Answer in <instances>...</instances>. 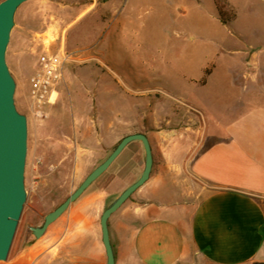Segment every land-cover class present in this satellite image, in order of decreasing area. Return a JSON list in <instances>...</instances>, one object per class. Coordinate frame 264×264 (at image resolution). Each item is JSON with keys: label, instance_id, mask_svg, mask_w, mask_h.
I'll use <instances>...</instances> for the list:
<instances>
[{"label": "rangeland", "instance_id": "1", "mask_svg": "<svg viewBox=\"0 0 264 264\" xmlns=\"http://www.w3.org/2000/svg\"><path fill=\"white\" fill-rule=\"evenodd\" d=\"M226 1L236 15L226 25L229 33L238 35L235 41L225 33L218 35L217 22L225 25L218 18L213 0H51L47 4L30 0L19 8L6 62L16 83V108L27 117V200L11 251L22 242L28 245L50 240L62 249L57 262L72 261L69 250L78 244V254L93 257L94 238L85 227L92 219L97 230L104 206L140 176L144 153L141 151L131 160L133 152L142 146L138 141L129 143L40 238L35 239L29 228L40 226L43 216L106 158L122 137L136 133L141 118L143 131H148L149 119L145 117L151 100L164 106L168 102L173 121L166 124L164 118H159L158 130L173 131L174 142L186 151L195 149L199 140L203 112L196 103L215 113L236 114V97L233 92L230 97L225 84L229 83L226 79L240 72L241 66L229 63L233 57L229 47L242 50L252 43L255 51L261 52L259 79L264 82V0H231L236 6ZM214 46L217 51L222 50V64L229 70L217 74L219 85H209L201 94L193 88L203 86L213 70L215 64L210 61L209 52ZM61 48L69 61L55 86L54 101L37 114L30 98L29 80L39 54ZM207 62L199 79H185L195 76ZM45 131L55 133L48 142L61 141L54 149L43 148ZM150 146L153 165L165 162L156 139ZM162 146L171 148L172 141H162ZM64 156L69 159L63 170L50 166ZM104 180L105 191H101ZM138 190L120 210L132 205ZM71 215H80L84 220L70 223ZM81 231L83 235L78 237Z\"/></svg>", "mask_w": 264, "mask_h": 264}, {"label": "crops", "instance_id": "2", "mask_svg": "<svg viewBox=\"0 0 264 264\" xmlns=\"http://www.w3.org/2000/svg\"><path fill=\"white\" fill-rule=\"evenodd\" d=\"M41 1L47 4L51 0ZM217 24L218 35L225 33L235 41L236 33L232 35L226 26ZM238 49L228 48L233 56L229 63H239L241 68L237 75L232 72L233 78L226 79L229 83L225 87L230 97L233 92L239 110L225 115L196 103L203 113L195 149L186 151L175 143L173 131L158 130L159 118H164L166 124L173 121L168 102L164 106L151 100L145 117L149 119L148 131H143L142 118L137 121V132L145 134L150 145L156 139L165 162L152 165L132 205L119 208L108 219L115 264L264 263V82L259 79L258 68L261 52L257 53L252 43ZM219 51L214 46L209 52L215 66L205 84L193 88L201 94L209 85H219L217 74L229 70L222 64L225 61ZM208 62L195 76L185 79H199ZM162 141H172L171 148H164ZM72 220L82 222L84 217L71 215L70 223ZM93 221L85 227L94 238L93 257L78 254V244L69 250L72 261L57 262L62 249L50 240H40L28 245L19 243L0 264H106L100 226L96 230ZM82 235L83 231L77 234Z\"/></svg>", "mask_w": 264, "mask_h": 264}, {"label": "water", "instance_id": "3", "mask_svg": "<svg viewBox=\"0 0 264 264\" xmlns=\"http://www.w3.org/2000/svg\"><path fill=\"white\" fill-rule=\"evenodd\" d=\"M29 0L0 1V262L7 260L17 227L27 200L24 172L27 156V117L18 112L14 95L16 83L6 62L7 48L11 32L15 26L18 9ZM138 141L144 150L143 169L132 184L101 213L99 226L101 243L104 248L106 264H115L109 240L108 219L128 198L149 178L153 165L150 143L144 134L124 136L108 157L99 164L83 182L59 206L47 213L40 226L30 227L35 239L40 238L47 228L55 222L81 194L101 176L123 149L131 142Z\"/></svg>", "mask_w": 264, "mask_h": 264}, {"label": "built area", "instance_id": "4", "mask_svg": "<svg viewBox=\"0 0 264 264\" xmlns=\"http://www.w3.org/2000/svg\"><path fill=\"white\" fill-rule=\"evenodd\" d=\"M68 61L69 56L62 48L57 52L43 51L39 54L36 70L29 80L30 98L37 114L42 112L45 105L54 101L55 86Z\"/></svg>", "mask_w": 264, "mask_h": 264}, {"label": "flooded vegetation", "instance_id": "5", "mask_svg": "<svg viewBox=\"0 0 264 264\" xmlns=\"http://www.w3.org/2000/svg\"><path fill=\"white\" fill-rule=\"evenodd\" d=\"M136 133H141V132H136ZM136 133H133V134H136ZM44 134L46 135V137L43 138V141H44L43 148H46V151H47L48 149H51V148L54 149L55 144L61 143V141H59V140H55L53 143L47 141L48 139H49V140L54 139V137H55L54 134H55V133H53L52 131H45ZM141 134H143V133H141ZM144 135H145V134H144ZM145 136H146V135H145ZM147 139H148V138H147ZM148 141H149V140H148ZM118 143H119V142H118ZM118 143H117V144H118ZM139 143H140V142H139ZM149 143H150V142H149ZM117 144H116V145H117ZM115 147H116V146H115ZM115 147H114V148H115ZM140 147H141V148L138 147V148L133 152L132 157H131V160H133L134 158H137V157L140 155L141 151L144 153L143 147H142V146H140ZM112 151H113V150H112ZM112 151H111V152H112ZM111 152H110V153H111ZM107 157H108V156H107ZM107 157H106V158H107ZM48 158H49V157H48ZM106 158H104V159H103L102 161H100L96 166H94L90 171H88L76 186H74V185L72 186V185H71V186H72V188H71L72 190L68 193V195H67V196H66V197H65V198H64L59 204L55 205L53 209H55V208H56L57 206H59V205L65 200V199H67L68 196H69L71 193H73L74 190H75V189H76V188H77V187L83 182V180L89 175V173H90L92 170H94L99 164H101ZM68 159H69L68 156L61 157V158L57 159V161L55 162L54 165H50V166H52L54 169L63 170V169L66 167V161H67ZM45 160L47 161L48 159L45 158ZM45 160H44V162H45ZM45 164H46V162H45ZM75 166H76V163H75ZM104 173H105V172H104ZM104 173H103V174H104ZM103 174H102V175H103ZM102 175H101V176H102ZM44 176L46 177L47 174H45ZM99 177H100V176H99ZM99 177H98V178H99ZM98 178H97V179H98ZM97 179H96V180H97ZM96 180H95V181H96ZM95 181H94V182H95ZM94 182H93V183H94ZM93 183H92V184H93ZM92 184H91V185H92ZM45 185H47V183H45ZM91 185H90V186H91ZM90 186H89V187H90ZM89 187H88V188H89ZM88 188H87V189H88ZM87 189H86V190H87ZM86 190H85V191H86ZM99 190H101V191H105V180L103 181V183H102L101 186L99 187ZM85 191H84V192H85ZM84 192H83V193H84ZM83 193H82V194H83ZM82 194H81V196H82ZM81 196H80V197H81ZM78 199H79V198H78ZM75 201H77V200H75ZM75 201H74V202H75ZM74 202H73V203H74ZM73 203H71V204L69 205V207H70ZM108 205H109V204H108ZM108 205H107L106 207L104 206L103 211L105 210V208L108 207ZM69 207H68V208H69ZM53 209H52V210H53ZM52 210H51V211H52ZM103 211H102V212H103ZM49 212H50V211H49ZM49 212H48V213H49ZM46 214H47V213H46ZM46 214H45V215H46ZM45 215H44V216H45ZM44 216H43V218H44ZM60 217H61V216H60ZM60 217H59V218H60ZM43 218H42V222H43ZM59 218H58V219H59ZM99 218H100V217H99ZM53 223H54V222H53ZM53 223H52V224H53Z\"/></svg>", "mask_w": 264, "mask_h": 264}, {"label": "trees", "instance_id": "6", "mask_svg": "<svg viewBox=\"0 0 264 264\" xmlns=\"http://www.w3.org/2000/svg\"><path fill=\"white\" fill-rule=\"evenodd\" d=\"M217 11L218 18L223 25H228L235 18L234 9L227 3L226 0H213ZM264 264V263H255Z\"/></svg>", "mask_w": 264, "mask_h": 264}]
</instances>
